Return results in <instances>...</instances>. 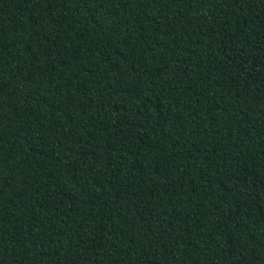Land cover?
I'll return each mask as SVG.
<instances>
[{
	"label": "trees",
	"instance_id": "trees-1",
	"mask_svg": "<svg viewBox=\"0 0 264 264\" xmlns=\"http://www.w3.org/2000/svg\"><path fill=\"white\" fill-rule=\"evenodd\" d=\"M0 264H264V0H0Z\"/></svg>",
	"mask_w": 264,
	"mask_h": 264
}]
</instances>
